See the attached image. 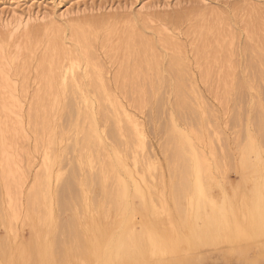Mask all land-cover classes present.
Returning <instances> with one entry per match:
<instances>
[{
	"label": "bare ground",
	"instance_id": "bare-ground-1",
	"mask_svg": "<svg viewBox=\"0 0 264 264\" xmlns=\"http://www.w3.org/2000/svg\"><path fill=\"white\" fill-rule=\"evenodd\" d=\"M19 21L14 29L19 28ZM66 23L64 19L52 20L50 28L47 27L53 34L49 35L38 63L42 85L28 114L29 125L46 145L41 168L26 198L32 240L27 249L18 247L15 262L8 242L0 239V264H187L185 253L224 246L242 250L245 244L252 247L254 238L262 243L257 247V255H263L264 90L261 99L254 103L253 113L247 114L244 141L237 146V155L226 153L223 160L208 135L199 105L190 97L194 89L186 83L187 65L182 57H170L169 77L164 76L159 57L149 50L152 47L149 39L134 33L123 37L128 59L117 72V83L135 92L141 90L145 100L152 102L163 100L158 89L165 85H170L175 96L174 113L164 124L166 179L155 154L145 153L147 143L139 119L118 101L104 81V71L93 51V29L101 25L100 21ZM65 27L71 31L75 49L66 46ZM209 31L220 34L216 26H209ZM39 32L32 38L38 37ZM198 33L201 41L208 37L204 30ZM167 38L166 44L174 47L176 43ZM260 42V47L246 46V68L250 76L237 83H225L240 103L246 85L264 86V37L260 36ZM3 44L0 47V223L7 209H10L9 220L16 218L10 181L20 176L11 150L16 137L24 132L17 112L19 100L10 76L16 56L8 51V43L4 44L6 47ZM198 46L199 59L216 61L221 51L222 64L229 51L224 40L210 44V48L203 43ZM212 71V62L207 63L205 77H210ZM84 77L96 92L97 107L81 87ZM241 111L240 107L234 120L243 121ZM55 114H60L75 130L72 143L60 151L56 145L65 140V132L57 135L51 118ZM99 121L103 122L102 129ZM251 125L256 126L257 133L250 130ZM78 133L82 134L81 138ZM106 139L111 143H106ZM68 153L72 154L70 169L63 174L59 165L68 158ZM28 162L33 163L31 157ZM231 165L239 174V188L242 183H250L241 206L245 230L230 218L221 197L224 188L219 180L220 171ZM166 193L171 196L174 211L169 207ZM89 195L93 197L88 202ZM53 203L60 212L70 209L71 218L65 221L60 214L58 218ZM221 251L228 254L226 250H220L219 254ZM203 255L207 256L206 252ZM257 255L254 257H259L258 260L263 258ZM215 261L219 260L215 258Z\"/></svg>",
	"mask_w": 264,
	"mask_h": 264
},
{
	"label": "rangeland",
	"instance_id": "rangeland-1",
	"mask_svg": "<svg viewBox=\"0 0 264 264\" xmlns=\"http://www.w3.org/2000/svg\"><path fill=\"white\" fill-rule=\"evenodd\" d=\"M17 19H20L19 22L22 25L14 29ZM61 19L66 20L67 23L76 22L75 24H84L91 19L100 21L101 25L96 30L93 29L95 32L93 51L97 55L96 61L104 71V81L118 101L139 119L140 128L147 143L145 153L155 154L156 162L163 170L166 179L167 164L163 151L166 137L164 124L174 113L175 96L170 85H165L158 89V94L163 97V100L152 102V100H145L141 90L135 92L117 83L115 79L117 72L121 64L128 59L123 50V37L134 33L142 34L149 39L152 42L149 50L159 57L160 72L164 76L169 77L167 66L170 57L173 55L182 57L187 65L186 83L194 89L190 97L199 105L205 118L208 135L214 140V145L223 160L226 153L237 155V146L244 141L243 131L246 127L247 114L253 113L254 103L261 99L260 93L264 90V86L256 83L246 85L243 101L240 103L234 91H229L225 87V83H237L250 76L246 68L248 58L246 46L260 47V36L264 37V0H0V47L1 43L6 45L8 43V51L11 50L10 54L12 52L13 56H16L15 62L10 66V76L14 94L20 105L17 112L20 113L24 124V132L16 137L11 150L20 176V179L10 181L16 218L9 220L10 209H7L3 222L0 223V239L8 242L15 262L18 259V247L27 249L32 240L33 232L28 228L30 213L26 198L34 184L35 174L41 168L46 147L29 125L28 114L33 97L42 85L38 63L45 52L49 35L53 34L52 30H47V27L52 20L61 21ZM209 23L218 27L220 34H217V31H215L216 34L209 33V26L213 27ZM200 29L204 30L208 36L202 41L198 33L202 31ZM37 30L40 31L38 37L32 38L36 36ZM13 31L15 34L11 37ZM63 37L66 46L75 49L68 27L64 28ZM167 37L172 38V41L176 43L174 47L166 44ZM223 40L228 43L229 48L223 64L220 62L221 51L217 53L216 61L198 58L196 46L203 43L205 47L210 48V44L217 45L218 41ZM28 45L30 48L27 49ZM211 62L212 74L209 75L210 77H205L206 64ZM146 72L151 73L147 69ZM88 81L84 77L81 87L92 100L94 107H97L96 92ZM240 107L243 111L241 112L244 113L241 122L234 120L236 111ZM51 118L57 135L60 131L65 132V140L62 143L58 141L56 145L60 151L67 144L72 143L75 130L60 114L52 115ZM177 122L183 125L180 119H177ZM99 126L102 129L103 122L99 121ZM250 130L257 133L254 125L250 126ZM77 135L82 137L81 133ZM105 141L108 144L111 143L110 139ZM71 156L72 154L68 153V158L61 161L59 165L63 174L70 169ZM30 157L33 161L31 165L28 162ZM238 178L239 174L234 166L221 169L219 180L224 188L221 197L225 201L230 218L245 230L241 206L245 202V193L250 183H242L243 185L239 188ZM92 197L88 198V202ZM165 198L168 200L170 209L174 211L170 194L166 193ZM135 200L138 203V199ZM6 201H8L7 197ZM56 206L57 204L53 203L57 217L60 214L59 217L66 219L65 221L71 218L70 209L68 211L70 210L71 214L65 208H62L60 212L59 207ZM91 214L92 211H89L88 215ZM255 239L252 240L255 246L250 244L252 247H249L245 244L246 247L242 246V250L237 246L216 247L218 251L215 248H201L185 253L183 256L188 257L187 264H202L204 261V264H264V254H260L263 258L258 260L260 255L256 253L257 247L262 243L259 242L260 239ZM211 250L214 254L210 252ZM220 250H226L228 254L226 255L225 251L219 254ZM203 251L209 258L203 255ZM195 252L198 254H194ZM209 253L213 258H210ZM255 255L258 258H255ZM215 258L219 261H215Z\"/></svg>",
	"mask_w": 264,
	"mask_h": 264
}]
</instances>
